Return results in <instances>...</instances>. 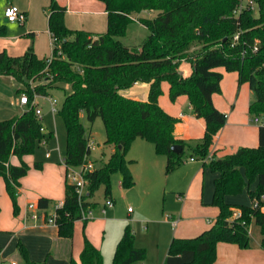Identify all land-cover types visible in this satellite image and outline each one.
I'll return each mask as SVG.
<instances>
[{
    "label": "trees",
    "instance_id": "1",
    "mask_svg": "<svg viewBox=\"0 0 264 264\" xmlns=\"http://www.w3.org/2000/svg\"><path fill=\"white\" fill-rule=\"evenodd\" d=\"M100 1L107 13L104 33L93 37L89 32L67 28L66 8L51 0L48 6V29L53 40L50 57L39 58L32 47L19 56L0 51V75L13 76L21 84L19 94L25 92L29 99L28 109L21 115L0 120V177L4 179L13 213H18L20 179L30 168L23 156L32 154L41 140L48 142L53 137L52 131H41V118L32 103L34 94L46 95L52 88L67 86L69 89L57 110L65 128L63 160L67 167L90 161L91 149L80 120L82 112L89 122L101 118L104 145L114 147L106 162L87 174L88 192L81 204L73 185L65 178L64 205L57 210L56 223L61 236L71 237L81 211L96 204L88 197L100 186L104 187L105 198L112 197L113 173L120 172L122 188L134 185L125 157L133 140L141 138L151 142L155 152L165 156L167 172L186 160L187 142L174 134L178 119L158 102L161 84L166 81L170 100L185 95L194 116L204 121L203 136L190 147L189 158L202 161L203 169L216 173L210 205L218 213L212 225L198 235L173 237L165 264H214L218 242L249 248L252 219L260 229V245L264 249V125L258 128L257 146H241L232 153L208 159L214 136L226 122V114L212 102V95L221 92L222 73L216 68L237 72L238 84L247 83L252 91L248 106L251 118L264 119V0ZM142 11L156 14L151 18L141 17ZM139 27L147 31L144 38L138 42L131 40L129 44L122 42L130 29L134 33ZM5 33L6 27L0 25V35ZM183 62L191 66L188 75L179 69ZM136 82L148 84L145 100L120 93ZM175 144L182 145L180 153L171 150ZM10 156H17L20 163L11 164ZM33 167L40 169L42 163L36 161ZM255 183L256 187L251 189ZM245 189L252 203L258 201L257 208L227 201L228 196L238 195ZM36 203L48 208L51 200L39 197ZM236 209L241 211V216L233 218ZM20 254L23 264H33L24 250ZM145 258L146 249L135 245L134 233L127 224L115 246L112 264H142ZM68 264H103V256L84 236L79 260L71 258Z\"/></svg>",
    "mask_w": 264,
    "mask_h": 264
},
{
    "label": "crops",
    "instance_id": "2",
    "mask_svg": "<svg viewBox=\"0 0 264 264\" xmlns=\"http://www.w3.org/2000/svg\"><path fill=\"white\" fill-rule=\"evenodd\" d=\"M50 1L51 0H0V25L6 27V33L0 35V50H6L11 56H18L22 55L28 47H32L34 53L39 58L49 57V43L50 55L53 48V40L48 29V6ZM55 1L60 6L66 8L64 22L67 28L89 32L93 37L106 31L107 13L102 1ZM9 3H14L20 10L25 12L26 21L22 25L7 22L5 19L3 11L5 6ZM137 30H140V27ZM134 34H136V31ZM134 41L138 40L135 39ZM43 43H45V47L42 45ZM179 69L184 75H188L191 72V66L187 62H183ZM223 72L224 75L220 82L223 94H213L212 102L217 109L226 114V122L214 136L209 149V158L212 156L221 157L225 154L232 153L241 146L255 147L258 145L259 125L251 121V116L248 111L249 103L252 100V91L247 83L238 84L237 72ZM0 80L5 81L16 93H19L18 90L21 84L13 76L0 75ZM227 81H230L231 87L236 84L238 85L235 95H233L232 92L230 93L231 96L230 94L226 95L228 94V91H225V82ZM163 82L161 87L164 94L165 91H168V83L166 82L165 85ZM148 88L149 86L147 83L136 82L129 88L120 90V93L134 99L145 100L148 96ZM3 102L4 98L2 97V105H0V113L2 114L0 115H6L5 117L7 118L4 119L17 116L13 112L14 107H19L21 110L19 115L26 110V107L19 103V94H16L15 97H11L8 105L3 104ZM158 102L166 112L178 119L174 128L176 137L182 138L185 141L194 137L196 139L201 138V135H203L202 129L204 132L203 119L197 118L194 114L191 115L190 112L180 108L186 104L188 111L192 110L185 95L178 96L174 101H171V103H167L166 99L160 95ZM4 119L1 118L0 120ZM45 131L46 133L50 132V130L46 128ZM138 139L144 140L136 138L132 143L137 142L134 143V148L140 152V157L137 156V158L134 157L130 159L129 169L134 178V185L141 180L144 186H149L151 190L157 182L156 173L160 171L162 166H165L166 158L155 152L151 142L145 140V142H149L150 145H144V143L136 141ZM107 148L110 156L114 147L108 146ZM56 150L59 151L58 146ZM45 157L46 159L44 162L40 161L42 163V168L36 169L33 167L36 160L30 154L23 156V160L30 168L27 174L20 179L17 198V214L13 213L12 202L7 194L4 179L0 177V264H23L20 250L25 251L28 260L33 264H68L71 258L76 261L79 260L85 234L83 235V240L74 237L73 233L71 237H63L59 234L57 226L33 221H28L25 225L23 222V216L27 212V205L31 202H37L39 197H46L53 201L63 200L64 198L66 167L62 163L63 158L60 159L58 163L48 160L51 157L50 152L49 156ZM9 162L18 165L20 160L17 156H10ZM141 163H143V165L140 167L138 164ZM196 163L201 164L199 168L196 167ZM182 164L193 166V175L186 189V193L179 188V193L176 196V198L181 201L179 218L175 219L173 215L167 214L162 220H153L151 222V224H155L161 221L162 223H170L172 228L177 227V230L172 231L171 239L173 237H194L198 235L212 225L218 213V209L210 205L213 194V180L216 174L208 169H203L202 161L200 160L188 158ZM194 184H196L195 186L198 185V192L195 191L194 196H189L190 189ZM201 186H203L204 193L200 196L199 191L202 189ZM112 200L114 202L113 198ZM227 201L233 204L243 203L242 195L228 196ZM192 211H194V215L197 211L198 214H208L210 217L206 216L204 221L200 223L196 220V216L191 214ZM128 212L132 213L134 210L131 209V211ZM91 221L89 220L86 224L82 223L83 231ZM141 222L144 225H142V229L146 230V234H148L150 229L148 225L150 221L141 220ZM98 223L105 226L106 219L98 218ZM153 229L154 228L151 226V231H153ZM156 234L159 238V234ZM120 236L121 234L117 235L115 233L110 237L108 242H105L101 241L99 238L95 240L87 231L88 240L102 253L103 264L106 261L108 262V258L111 253H113ZM261 238L262 235L260 233L258 239H255L253 243L250 242L249 225V248L241 249L232 243L218 242L216 245V259L214 264H220L222 261H227V264H264V249H262L260 245ZM145 243L135 234V245L137 247L145 248L144 246L147 247ZM142 264H151L150 259L146 257Z\"/></svg>",
    "mask_w": 264,
    "mask_h": 264
},
{
    "label": "rangeland",
    "instance_id": "3",
    "mask_svg": "<svg viewBox=\"0 0 264 264\" xmlns=\"http://www.w3.org/2000/svg\"><path fill=\"white\" fill-rule=\"evenodd\" d=\"M13 5H15L13 3ZM18 7L17 5H15ZM256 13V11H255ZM156 14L155 11H142L139 16L141 17H153ZM9 25V24H8ZM10 26V25H9ZM147 34L145 29L136 30V34L132 33V29L129 30L128 35L122 38V42L125 44H129L131 40H140L144 38ZM45 42V41H42ZM138 42V41H137ZM45 47V43L42 44ZM194 49V48H192ZM2 51V50H0ZM19 56V55H18ZM50 57V43H49V55ZM45 57V58H49ZM215 70L222 73L226 71L224 67H218ZM227 72H235V71H227ZM166 85V82H163ZM238 85L231 87L230 81L225 82V91H228L229 95L231 92L233 95L237 92ZM231 90V91H230ZM230 91V92H229ZM69 92L68 88H52L48 90V94L46 95H38L35 98V102L37 103V107L42 110L41 115V123L43 127L53 132V137H51L46 144L39 142L36 144L34 152L30 154L36 161L44 162L46 157L45 153L49 150L50 152V161L58 162L60 159L64 158L65 156V146H66V136H65V128L62 119L57 115V112L52 113L50 110V103L49 98H55L57 100L56 109L60 107L65 95ZM16 91L12 89L9 84L5 81L0 80V105H2V97L4 98L3 104H9V100L11 97H15ZM217 95H222V91L220 93H215ZM163 98L166 99L167 103H171L168 96V91H165L162 94ZM231 96V94H230ZM228 96V97H230ZM227 97V96H226ZM229 99V98H228ZM7 100V101H6ZM6 101V102H5ZM174 101V100H173ZM187 105H183L180 108L184 111L190 112L193 114V111H188ZM191 107V106H190ZM13 108V107H12ZM13 112L15 115L19 116L21 110L19 107H14ZM2 114V113H0ZM6 115H0V119L7 118ZM80 120L85 129V136L88 138V141L91 144V153H90V160L94 167L101 166L104 162H106L109 156L108 146L104 145L105 140V130L104 125L101 118L97 117L93 122H89L87 120L86 114L84 112L81 113ZM254 126V125H253ZM202 129V134H203ZM203 135H201L202 137ZM140 143H144V145H150L149 142H145V140H136ZM199 139L191 138L188 139L187 146L184 148V157L186 159L189 158L190 147L194 146ZM137 143V142H134ZM134 143L130 144L129 149L126 152V160L128 161V166L130 159L140 157V152L135 149ZM59 148V151L56 148ZM209 159V156H208ZM59 163V162H58ZM143 165V163L138 164ZM196 167H200L201 164L196 163ZM211 171L209 168H206ZM141 172V169H140ZM212 172V171H211ZM214 173V172H212ZM216 174V173H215ZM193 175V166L186 164H181L180 166L176 167L175 169L167 172L165 166L160 168V171L156 173V185L154 187L149 188V186L145 187L143 181L136 182V184L128 189H124L120 185L121 174L120 172H115L110 177V184H111V194L112 198L114 199V204L112 207L107 209L105 213L101 212L102 204L105 201L104 196V187L100 186L94 193L93 196L88 197L89 200L96 202L95 206L92 207V215H91V222L85 227L83 231L82 220H77L74 222V230L73 235L74 237H78L83 240V235L85 234L87 238V231L92 238L101 241L108 242L110 237L113 234H121L128 224L130 225L133 233L136 234L146 245L144 246L146 249V257L150 259L151 264H165L164 258L168 250L169 242L172 237V231L177 230L176 228H172L170 223H162L161 221L151 224L153 220H162L163 217L166 215H173L175 219H178L180 216V209H181V201L176 198L178 195L179 188L186 193V189L190 184L191 178ZM66 178V176H65ZM190 189L189 196H194V192H198V185ZM202 189L199 191V195L203 194V186ZM256 187V183L251 187L254 189ZM184 188V189H183ZM202 191V193H201ZM242 195L243 203L242 205H253L252 200L249 196L248 189H245L242 193L238 194ZM237 195V196H238ZM241 197V196H239ZM61 200H51L50 208L52 205ZM131 207L134 212L129 213L127 208ZM194 211L191 212L192 215ZM196 220L200 223L204 221L208 214H198L195 212ZM210 217V216H209ZM98 218L106 219L105 226H102L101 223H98ZM141 220L150 221L149 222V233L146 230L142 229L143 223ZM145 224V223H144ZM144 226V225H143ZM151 226L154 228L151 231ZM143 230V231H141ZM159 234V238L158 235ZM134 234V237H135ZM260 237V229L257 224L252 219L250 222V242L253 243L255 239ZM88 239V238H87ZM117 244V243H116ZM158 244V246H157ZM250 244V243H249ZM116 246V245H115ZM115 250V249H114ZM113 253H111L110 257L108 258V262L106 261L104 264H112L113 260ZM145 261V260H144ZM220 264H227V261H222Z\"/></svg>",
    "mask_w": 264,
    "mask_h": 264
},
{
    "label": "built area",
    "instance_id": "4",
    "mask_svg": "<svg viewBox=\"0 0 264 264\" xmlns=\"http://www.w3.org/2000/svg\"><path fill=\"white\" fill-rule=\"evenodd\" d=\"M4 17L7 20V22L10 23H17L19 25H22L26 21V14L22 10H20L18 7L13 5L12 3H9L5 6L3 11ZM235 39L237 36L234 37ZM257 47L253 48V51H256ZM38 95L34 94L32 103H35V98ZM50 103V110L52 113L57 112L56 109V103L57 100L55 98H49ZM19 103L20 105H23L28 109L29 106V99L28 95L25 92H21L19 94ZM35 113L36 115L41 118L42 112L39 107L36 106L35 103ZM251 121L255 124L262 126L264 125V119L259 116H254L251 118ZM41 131L45 132V128L41 127ZM42 143H46L45 140H41ZM91 144L88 141V145L91 149ZM45 156H49V151L45 153ZM192 159V158H191ZM62 163L65 165L64 160L62 159ZM66 167V180L68 183L73 185L75 194L77 196L78 203L81 204L83 200H85V196L88 192V186H89V180L87 178V174L92 171L95 167L93 166L91 161L84 162L78 166H69ZM262 199H264V195L262 196ZM114 204L113 200L111 198H106L104 203L102 204L101 212L105 213L107 209L112 207ZM64 205V201H58L52 205V207L48 208H41L37 205L36 202H31L27 205V212L23 216V222L26 225L28 221L33 222H41L43 224H49L53 226H57L56 223V216H57V210L62 208ZM254 208L258 207V201H253ZM128 211H131V207H128ZM92 215V208H87L86 210L81 211V218L80 220H91ZM241 216V211L239 209H236L233 213V218H238ZM244 223V222H243Z\"/></svg>",
    "mask_w": 264,
    "mask_h": 264
},
{
    "label": "water",
    "instance_id": "5",
    "mask_svg": "<svg viewBox=\"0 0 264 264\" xmlns=\"http://www.w3.org/2000/svg\"><path fill=\"white\" fill-rule=\"evenodd\" d=\"M171 150L175 153H180L183 150V147L182 145L175 144V145H172Z\"/></svg>",
    "mask_w": 264,
    "mask_h": 264
}]
</instances>
